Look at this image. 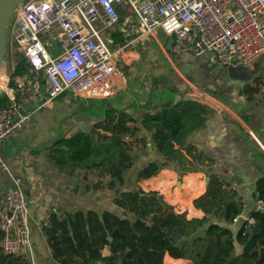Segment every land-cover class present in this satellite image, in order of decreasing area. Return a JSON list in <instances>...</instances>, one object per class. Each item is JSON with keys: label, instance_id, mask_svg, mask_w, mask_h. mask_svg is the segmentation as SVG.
Wrapping results in <instances>:
<instances>
[{"label": "crops", "instance_id": "1", "mask_svg": "<svg viewBox=\"0 0 264 264\" xmlns=\"http://www.w3.org/2000/svg\"><path fill=\"white\" fill-rule=\"evenodd\" d=\"M151 42L156 44L154 40H147L122 55L119 68L126 79H120L117 94L109 100L79 98L70 91L49 99L44 84L33 99L24 103V110L31 114V119L18 135L0 147V209L5 206L4 195L13 186V178L21 177L24 190L29 193L26 195L35 264H58L52 256L45 228L37 224L46 211L54 210L62 219H66L67 213L79 210L98 213L110 210L125 215L114 203L115 196L125 190L140 187L147 192L154 191L163 197L165 206L186 213L188 217H201L204 212L195 206V200L207 191L213 175L228 189L237 191L244 203L243 215L247 216L252 209H260L255 192L257 181L264 177V56L236 68L211 65L205 56H196L192 52L171 53L172 41L166 37L163 43L169 57L157 47L165 54L169 67L173 68L171 71L177 73V80L183 82V86L178 87L158 72L161 69L156 68L153 56L155 66L148 71L150 77H142L145 62L140 58L144 52L154 53ZM168 45L170 49H167ZM187 56L201 58L207 66L204 71L210 70V84L193 81L181 72L174 59ZM14 66L15 63L7 72L5 68L0 72L1 80ZM197 90L207 91L211 98L202 97ZM185 97L197 99L209 109L207 119L187 137V147L182 150L189 171H184L178 161L164 160L154 142L153 130L146 129L143 124L148 115ZM110 111L125 112L132 117L135 129L139 130L133 135L135 140L144 137L147 143L142 147L131 142L134 164L124 172L122 184L115 181L114 189L107 187L109 176L98 179L89 168L73 171L61 167L53 158L58 149L52 144L82 131H100L95 125ZM191 147L194 154H199L198 161L187 152ZM154 160L164 164L161 172L148 180H138L139 169ZM209 218L215 221L213 216ZM204 230L205 227L199 229L198 234ZM102 253L104 256L110 254L107 248ZM19 262L33 264L27 254H18L0 264ZM163 264L193 263L166 253Z\"/></svg>", "mask_w": 264, "mask_h": 264}, {"label": "built area", "instance_id": "2", "mask_svg": "<svg viewBox=\"0 0 264 264\" xmlns=\"http://www.w3.org/2000/svg\"><path fill=\"white\" fill-rule=\"evenodd\" d=\"M158 29L172 41L171 53L192 52L211 65L245 66L264 56V0H25L7 39L13 63L23 57L27 71L10 73L2 88L0 147L31 119L24 103L44 84L49 99L70 91L79 98L109 100L126 79L119 68L126 50L154 40L169 57ZM115 32L125 39L121 45L114 44ZM4 200L0 249L27 254L35 264L21 177L13 178ZM258 205L264 211V201L258 199ZM54 212L46 211L37 224L49 227Z\"/></svg>", "mask_w": 264, "mask_h": 264}, {"label": "trees", "instance_id": "3", "mask_svg": "<svg viewBox=\"0 0 264 264\" xmlns=\"http://www.w3.org/2000/svg\"><path fill=\"white\" fill-rule=\"evenodd\" d=\"M114 44L121 45L125 39L113 33ZM27 71L23 57L18 56L12 76ZM5 98L0 100V106ZM209 109L193 98H182L173 105L163 107L158 113L148 115L144 126L153 130V139L166 162H179L186 167L182 150L187 147V137L207 119ZM134 125H133V124ZM100 131L80 132L73 137H63L52 144L57 147L54 160L68 170L91 169L98 179L110 177L107 187L114 189L116 182H124V172L134 164L131 142L146 147L144 137L131 140L138 132L135 121L125 112L110 111L95 125ZM194 160H199L193 147ZM164 164L154 160L138 171V180L157 176ZM255 196L264 201V177L256 183ZM114 203L124 210L119 215L110 210L98 213L94 210L67 213L66 219L52 216L51 225L45 228L52 256L58 264H163L168 253L175 258H184L193 264H264V211L252 209L245 225L235 238L225 223L232 224L243 215L244 203L236 190L228 189L217 176H211L207 191L195 200V206L204 212L201 217H188L174 208L165 206L154 191L140 187L117 194ZM213 216L215 221L210 220ZM159 224L166 236L152 228ZM205 227L203 233L199 229ZM2 233L0 231V239ZM188 239V243L180 244ZM240 249H237L235 241ZM110 254L104 256L102 251ZM0 249V261L15 257ZM16 264H26L25 262Z\"/></svg>", "mask_w": 264, "mask_h": 264}, {"label": "rangeland", "instance_id": "4", "mask_svg": "<svg viewBox=\"0 0 264 264\" xmlns=\"http://www.w3.org/2000/svg\"><path fill=\"white\" fill-rule=\"evenodd\" d=\"M157 34L160 37V39L165 43V39L166 36L163 32H161L159 29L157 30ZM150 45L152 46V51L154 53H152V55L148 54L147 52L142 53L140 60L144 61V67H143V71H142V77H150L148 76V71H151V68H153V66H155V61L153 62L152 60V56L153 58H155L156 60V68L159 67L160 70H158V72H160L161 74H163L165 76V78L168 80V82H175V85L178 87L183 86V82L177 80L178 76L177 73L175 71H171L173 68L168 64V60L165 56V54H163L157 47V45L154 42H151ZM150 46V47H151ZM167 49H170V45L167 46ZM158 50V51H157ZM156 51V52H155ZM150 58V59H149ZM7 59H8V68H11V66L13 65V61L11 56L7 55ZM175 62H177V65L179 66V69L181 70V72L183 74H185L187 77H189L190 79H192L193 81H199L200 83H203L205 85L210 84V77H211V73L210 70L208 69L207 71H204V69L207 67L205 64H203L200 60L201 58L196 57L195 56H187V57H183L181 60H179L178 57H176ZM135 67V66H134ZM162 67V68H161ZM8 68L6 70V72L8 71ZM132 69V67H130ZM130 69L129 72H132V70ZM154 74V72H153ZM2 89V88H1ZM198 91V90H197ZM1 96L2 94V90H0ZM198 94L201 95L204 98L209 99L208 97L211 98V95L207 92L204 91V93H201V91H198ZM131 140H135L134 136L131 137Z\"/></svg>", "mask_w": 264, "mask_h": 264}, {"label": "water", "instance_id": "5", "mask_svg": "<svg viewBox=\"0 0 264 264\" xmlns=\"http://www.w3.org/2000/svg\"><path fill=\"white\" fill-rule=\"evenodd\" d=\"M25 0H0V72L5 68V70L8 68V28L11 24V21L13 19V16L15 14L16 9L24 2ZM0 77V82H1ZM224 112V110H223ZM93 132V131H92ZM73 175V173H70ZM80 178V177H79ZM26 194L28 195V191H26ZM157 199L165 204V201L162 196L158 195ZM247 222V217L245 215H241L238 217L234 223L232 224H223L229 229H231L234 233L235 238L237 237L238 232L241 230V228L245 225ZM152 228L157 231V233L161 234L163 237L166 236L165 232L161 229L159 224H152ZM189 240L185 239L180 242V244L188 243ZM237 249H240V245L236 239L235 241Z\"/></svg>", "mask_w": 264, "mask_h": 264}, {"label": "bare ground", "instance_id": "6", "mask_svg": "<svg viewBox=\"0 0 264 264\" xmlns=\"http://www.w3.org/2000/svg\"><path fill=\"white\" fill-rule=\"evenodd\" d=\"M6 76L2 78V81L0 82V87L4 88L6 86L5 84Z\"/></svg>", "mask_w": 264, "mask_h": 264}]
</instances>
